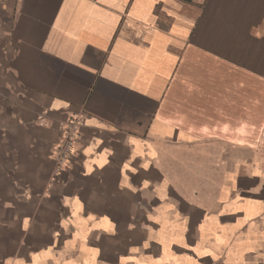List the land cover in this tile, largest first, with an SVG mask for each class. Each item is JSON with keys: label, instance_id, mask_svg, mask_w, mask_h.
<instances>
[{"label": "crops", "instance_id": "crops-1", "mask_svg": "<svg viewBox=\"0 0 264 264\" xmlns=\"http://www.w3.org/2000/svg\"><path fill=\"white\" fill-rule=\"evenodd\" d=\"M0 264H264V0H0Z\"/></svg>", "mask_w": 264, "mask_h": 264}, {"label": "built area", "instance_id": "built-area-1", "mask_svg": "<svg viewBox=\"0 0 264 264\" xmlns=\"http://www.w3.org/2000/svg\"><path fill=\"white\" fill-rule=\"evenodd\" d=\"M82 122L81 117L71 116L63 125L60 140L55 145L54 153L52 154L56 172L63 166L68 156L75 149L79 128Z\"/></svg>", "mask_w": 264, "mask_h": 264}]
</instances>
